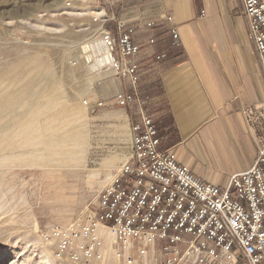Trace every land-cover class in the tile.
Returning a JSON list of instances; mask_svg holds the SVG:
<instances>
[{
    "label": "built area",
    "instance_id": "obj_1",
    "mask_svg": "<svg viewBox=\"0 0 264 264\" xmlns=\"http://www.w3.org/2000/svg\"><path fill=\"white\" fill-rule=\"evenodd\" d=\"M242 1L248 36L264 75V0ZM94 21L106 26L104 8ZM113 21L116 34L104 29L105 43L124 82L112 104L136 108L130 155L114 171L97 207L87 209L86 223L52 226L46 238L55 240L59 258L65 256L75 264L103 261L106 236L121 248L120 264H264V142L255 164L232 175L224 187L197 177L179 163L173 150H162L157 126L147 112L149 101L139 87L141 46L134 37L140 27ZM168 22L173 40L180 41L174 19L169 17ZM145 28L150 32L155 23ZM155 43L153 34L149 44ZM106 106L91 103L92 111Z\"/></svg>",
    "mask_w": 264,
    "mask_h": 264
},
{
    "label": "crops",
    "instance_id": "obj_2",
    "mask_svg": "<svg viewBox=\"0 0 264 264\" xmlns=\"http://www.w3.org/2000/svg\"><path fill=\"white\" fill-rule=\"evenodd\" d=\"M107 1L106 27L112 35L116 34L113 18L140 27L134 37L141 46L138 60L143 75L139 87L142 96L150 98L153 116L166 131L161 147L173 150L179 163L197 177L221 187L232 175L249 170L257 160L259 144L243 112L253 113L264 104V75L255 45L241 22L243 1ZM169 17L179 31L178 42L173 40ZM149 22L155 23L150 32L145 28ZM153 34L156 43L150 45ZM222 40L224 45L219 44ZM160 55L165 58L157 61ZM105 90L94 87L91 103L107 101L112 95ZM95 112L91 124L86 120L81 124L85 134L81 163L88 161L90 132L92 148L112 155L93 173L100 195L112 183L110 170L126 160V151L130 155L136 108H102ZM230 148L237 155L236 161L231 158ZM211 149H222L229 164H233L228 176L219 172L211 175L195 165ZM103 174L105 179H101ZM120 251H115L114 264H120Z\"/></svg>",
    "mask_w": 264,
    "mask_h": 264
},
{
    "label": "rangeland",
    "instance_id": "obj_3",
    "mask_svg": "<svg viewBox=\"0 0 264 264\" xmlns=\"http://www.w3.org/2000/svg\"><path fill=\"white\" fill-rule=\"evenodd\" d=\"M109 5L107 0H0V73L23 60L50 62L46 68L50 78L44 79L34 93L42 102L23 104L15 113L28 107L33 113L49 114L53 98L58 96L61 100L56 106H76L78 133L85 143L82 121L91 124L95 111L102 109L92 111L94 87L112 95L104 102L105 109L118 108L112 102L124 81L115 67L98 63L104 57L99 46L105 42L107 27L94 21L96 12ZM241 17L248 31L244 12ZM147 112L151 113L150 101ZM243 116L260 145L264 142V104L253 114L244 111ZM10 121L14 127L24 124L17 117ZM19 142L20 139L11 153L0 156V264H75L65 256L58 257L55 240L46 238V234L52 226H80L87 222L85 213L97 207L100 192L94 170L112 155L92 148L90 132L85 165L81 163L85 144L76 163L54 165L46 157L41 158L42 149L34 145L24 148ZM211 150L195 165L211 175L219 172L228 176L233 164H229L222 149ZM124 155L127 162V151ZM230 155L236 161L232 148ZM119 167L110 170V176ZM112 242L105 239L103 261L92 264H114L119 248Z\"/></svg>",
    "mask_w": 264,
    "mask_h": 264
},
{
    "label": "bare ground",
    "instance_id": "obj_4",
    "mask_svg": "<svg viewBox=\"0 0 264 264\" xmlns=\"http://www.w3.org/2000/svg\"><path fill=\"white\" fill-rule=\"evenodd\" d=\"M99 49L104 50V57L98 63L114 67L106 43H101ZM49 66V61L23 60L0 73V156L11 153L20 139L19 143L24 148L34 145L42 149L41 158L46 157L54 165L76 163L81 159L79 155L85 143L84 137L78 133V110L75 105L56 106L55 103L61 100L56 96L49 114L33 113L28 107L15 113L23 104L36 100L42 102V98L34 97V93L44 79L50 78L46 71ZM15 117L24 120V124L14 127L10 120ZM1 121L4 122L2 125Z\"/></svg>",
    "mask_w": 264,
    "mask_h": 264
},
{
    "label": "trees",
    "instance_id": "obj_5",
    "mask_svg": "<svg viewBox=\"0 0 264 264\" xmlns=\"http://www.w3.org/2000/svg\"><path fill=\"white\" fill-rule=\"evenodd\" d=\"M144 98H148V96H144ZM148 99H150V98H148ZM149 115L150 116L153 115L152 110H151V113ZM152 117H153L154 122H155V124L157 126V129H158V137L162 140V138H163V136H164L166 131L161 126H159V120L155 119L154 116H152ZM170 131H172V130H169L168 132H170ZM161 149L162 150H167L166 148H162V147H161Z\"/></svg>",
    "mask_w": 264,
    "mask_h": 264
}]
</instances>
